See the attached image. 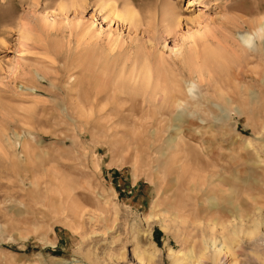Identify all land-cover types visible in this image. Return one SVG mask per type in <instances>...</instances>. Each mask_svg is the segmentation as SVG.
<instances>
[{
	"label": "rangeland",
	"instance_id": "rangeland-1",
	"mask_svg": "<svg viewBox=\"0 0 264 264\" xmlns=\"http://www.w3.org/2000/svg\"><path fill=\"white\" fill-rule=\"evenodd\" d=\"M263 22L264 0H0V264H176L208 218L264 220ZM217 44L239 64L187 65Z\"/></svg>",
	"mask_w": 264,
	"mask_h": 264
},
{
	"label": "bare ground",
	"instance_id": "bare-ground-1",
	"mask_svg": "<svg viewBox=\"0 0 264 264\" xmlns=\"http://www.w3.org/2000/svg\"><path fill=\"white\" fill-rule=\"evenodd\" d=\"M118 9L119 8L114 5L109 10H112V15H115V17H124L122 13L120 14V10ZM131 13L128 14L130 15ZM256 26L255 30H253L262 45L264 44V22ZM250 40L251 36H246L244 38V43H248ZM221 45L217 44L212 47L206 45L207 47H201L203 48L201 50L194 47L195 49L192 50L193 52H190L189 55L186 56L185 61L187 65L189 64L190 68L210 71L218 67L223 68V65H221L222 62H224L225 66H230L231 62L233 64L234 61L239 64L241 58L235 59L231 57L227 45ZM241 50L243 53H246L249 51V48H247L246 45H242ZM254 71L253 73L259 77V73H257L255 69ZM177 98H173L174 102ZM177 105L181 106L178 103ZM181 115L182 114L179 116ZM259 205L260 206L255 207V210L264 208V203H259ZM261 216L262 215L255 217L251 213L246 212L237 216L233 215L229 217L220 215L217 219H214L216 216L214 218H208L210 225H207L208 223L205 225H207L209 231L205 229V226L198 227L194 232L193 238L200 236L202 239L199 241L196 239L198 242L194 241L192 248H190L188 252L179 251V254H181L179 256L181 257L177 258L176 264H248V258H250L249 249L253 251V255L257 260L264 263V242H261L264 240V220ZM170 250H172L173 253L176 251L173 248H170Z\"/></svg>",
	"mask_w": 264,
	"mask_h": 264
}]
</instances>
